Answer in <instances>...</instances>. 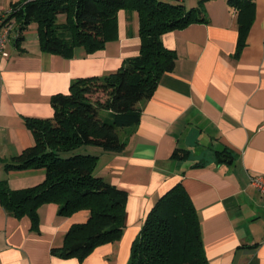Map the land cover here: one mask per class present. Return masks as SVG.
I'll return each mask as SVG.
<instances>
[{
  "label": "crops",
  "instance_id": "crops-1",
  "mask_svg": "<svg viewBox=\"0 0 264 264\" xmlns=\"http://www.w3.org/2000/svg\"><path fill=\"white\" fill-rule=\"evenodd\" d=\"M20 1L0 0V9ZM254 1L255 19L238 58L237 14L227 0L206 2L207 23L162 36L177 62L143 103L139 124L120 130L125 150L79 149L99 156L96 176L128 193L121 239L83 261L62 259L52 250L64 245L71 226L88 220L89 211L63 217L56 204L43 205L33 231L29 217L15 218L0 206V264H128L149 212L179 183L199 214L209 264H264V195L250 184L252 176H264V0ZM139 26L137 12L122 10L115 40L94 53L78 48L69 58L42 52L35 24L24 32L23 50L11 44L0 71V182L12 190L44 182V169H5L35 144L25 119L52 118V97L68 94L74 80L113 74L136 57ZM225 149L235 159L218 163L216 151ZM176 150L189 155L175 159ZM201 162L206 165L195 166Z\"/></svg>",
  "mask_w": 264,
  "mask_h": 264
},
{
  "label": "trees",
  "instance_id": "trees-1",
  "mask_svg": "<svg viewBox=\"0 0 264 264\" xmlns=\"http://www.w3.org/2000/svg\"><path fill=\"white\" fill-rule=\"evenodd\" d=\"M208 1L198 0L190 9L186 0H22L13 5L19 27L15 48L23 50L24 32L35 24L40 50L66 58L78 48L94 53L115 40L120 11L139 15V54L125 60L113 74L76 79L68 94L54 95L52 118L25 119L35 144L5 163L7 171L46 170L44 182L34 187L12 190L7 181L0 182V206L15 218L29 217L33 231H38V211L43 205L56 204L63 217L89 211L88 220L71 226L64 245L52 250L54 256L83 261L97 247L121 239L128 193L96 176L99 156L79 149L125 150L128 140L120 130L139 124L143 103L153 97L162 77L177 62V53L163 45L162 36L207 23L204 5ZM227 3L238 18V58L255 19V1ZM98 93L105 94V99L94 100ZM188 155L189 151L176 150L173 158ZM216 156L218 163L235 159L227 149L216 151ZM128 264H209L199 214L182 183L157 200L133 243Z\"/></svg>",
  "mask_w": 264,
  "mask_h": 264
},
{
  "label": "built area",
  "instance_id": "built-area-1",
  "mask_svg": "<svg viewBox=\"0 0 264 264\" xmlns=\"http://www.w3.org/2000/svg\"><path fill=\"white\" fill-rule=\"evenodd\" d=\"M13 12V8L0 9V71L3 61L8 60L11 56V44L19 37V27L13 17ZM250 184L264 195V176H252Z\"/></svg>",
  "mask_w": 264,
  "mask_h": 264
},
{
  "label": "rangeland",
  "instance_id": "rangeland-1",
  "mask_svg": "<svg viewBox=\"0 0 264 264\" xmlns=\"http://www.w3.org/2000/svg\"><path fill=\"white\" fill-rule=\"evenodd\" d=\"M194 2H197V0H186V5H187V8H190L191 4H193ZM105 94L103 93H98L96 94L93 99L94 100H97V99H100V100H104L105 99Z\"/></svg>",
  "mask_w": 264,
  "mask_h": 264
}]
</instances>
